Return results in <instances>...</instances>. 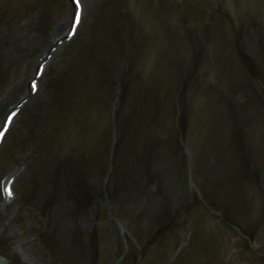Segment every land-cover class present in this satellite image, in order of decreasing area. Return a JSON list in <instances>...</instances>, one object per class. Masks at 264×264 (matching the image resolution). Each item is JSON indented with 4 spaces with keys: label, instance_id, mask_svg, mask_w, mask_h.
<instances>
[{
    "label": "rangeland",
    "instance_id": "1",
    "mask_svg": "<svg viewBox=\"0 0 264 264\" xmlns=\"http://www.w3.org/2000/svg\"><path fill=\"white\" fill-rule=\"evenodd\" d=\"M181 1L187 4V9H192L190 3L196 0ZM201 1L205 4L199 5L200 11H195L190 25L207 22L209 25H218L219 28L214 29L216 31L225 30L218 39L215 38L223 49L215 60L219 65L222 62L223 68L228 61L227 58L237 56L234 60L237 64L236 61L242 58L245 60L242 55L245 52L251 54L252 46H255L254 40L250 38L243 40L238 35V32L242 31V25L253 26L260 22L263 27L260 26L259 29H253V31H259L264 41V0H247L248 2L243 0L242 3L237 2V6L229 0H216L214 5L204 0ZM209 1L213 2V0ZM257 1L262 2L259 4ZM238 3L244 9L243 17H239L242 12ZM156 6L163 7L156 5V0H85L86 17L78 37L69 46L57 52L41 81L40 94L19 115L0 150V179L12 175L15 171L19 172L15 186L17 198L10 205L7 216L0 218V252L10 257L12 264H121L123 255L127 253H129L128 262H133L131 260L135 258L133 256L137 257L142 254L139 264H176L179 259L177 256L181 255L185 247L181 251L172 248L171 244L176 238L175 231L181 230L185 235L183 230L190 232L191 229L194 232L197 231L193 233L196 235L195 238L208 241L210 244L208 249H204V252L207 250L208 253L199 256L204 261H206L205 257H213V260L220 259L222 264H257V261H253L250 257L249 251L234 255L233 248H238L236 243L233 244L234 236L229 238L232 234L231 228L218 227L215 221H210V217L218 216V213L210 212L205 208L208 214H204L203 219H195L193 216L185 219V213H188L185 209H188L191 204L195 205L199 198L194 187L196 181L193 174L189 172L190 164L184 152L181 155V163L176 165V171L172 172V179L169 172L172 170H167L166 166L160 164L155 171L148 173L147 180H144L141 188L139 186L138 189L125 193L123 197L115 195V198L113 195L111 199V192L116 194L112 187L115 176L108 178V172L104 173V181L102 176L88 178L86 188L84 187L85 189L80 194L71 186V173L66 171V160L70 158V164L80 160L78 144H83L86 150L91 152V146L99 140L100 136L105 138L106 125L108 127V120L113 113V109L110 114L106 106L104 107L106 112H100L99 107L94 103L95 109L87 116L88 108L84 103L79 114L82 124L78 125V128L74 123L68 125L73 118L63 121L65 110L75 114V107L68 104L69 101H66L68 94L64 91L71 89L74 79L77 82L80 75V72L78 75L70 73L79 53V45L84 41L91 43L94 39L96 44L91 51L101 50L102 40L106 39L105 36L108 37L106 31L109 29L112 32L115 29L114 32H116V25H113V22L123 11L131 13L136 18L140 17L141 33L146 34L148 28H152L157 23L152 10ZM170 6L173 9L175 4L171 3ZM245 6L248 8L247 12ZM251 8H254V11L250 10ZM148 14L152 17H147ZM70 16L69 0H0V125L7 107L14 106V102L21 95L24 87L28 89V78L36 70L38 58L46 53L52 38L57 35V30ZM165 16L168 22L163 27L167 28L170 26L169 21L177 15L172 17V14L165 12ZM98 18L101 33L94 37ZM198 19L205 20V22H200ZM179 24L180 22L177 21L172 26L175 35L182 38L179 37L181 34ZM217 36L218 33L215 37ZM171 42L177 44L175 36L171 38ZM229 46H234L235 51L232 52V49L226 48ZM84 48L81 51H85ZM161 49L160 46H152L144 61L138 62L135 86L140 81L166 82L165 79H161L162 73L154 72L160 61ZM261 55H263L261 52H257V56ZM252 59L256 58L251 57L250 60ZM133 64L134 61L131 62V68ZM211 64H214V67H211ZM216 69V62L210 61L208 70H202L198 74L194 88H198L197 86L206 88V91H203V96H206L200 100L201 109L203 110L206 106L203 116H209L213 121H220L222 109L214 101L212 89L219 86V82L221 84V78L217 76ZM150 70L153 75L149 77L145 71ZM211 71L214 72L213 75L210 74ZM68 86L70 88H66ZM236 89L232 96L234 98L233 109L239 111L246 122L248 114L246 106L250 105V97L248 94H243L241 88ZM180 90L183 89L180 88ZM152 92L155 95V89ZM160 92L161 90L158 94ZM188 92L192 95L191 91ZM188 92L185 97L184 91L183 96L178 97L187 117L189 116V100H193L191 104L195 103L194 100H198L197 95L188 98ZM257 93L261 95L259 91ZM134 98L136 95L130 98L128 104L122 103V97L116 100V105L121 101L120 111H116V114L123 115L124 110L133 111L134 106L132 105L130 109L129 105L132 104V100L136 101ZM87 102L93 101L88 100ZM116 105L114 104L113 108ZM156 117L162 121L159 113L154 118ZM168 117L171 119L170 123L173 124V115L168 112ZM157 118L156 124H159ZM59 120L62 121L59 122ZM83 123L86 124V129ZM115 125L117 132H120L118 120ZM182 127L185 128V126ZM173 128L175 126H169V129ZM84 152L86 162L92 161L93 157L86 151ZM107 159L110 161L108 157ZM204 169L200 180L211 185L215 178H219L222 168L219 171L212 167ZM60 170L63 171L60 172L61 175ZM191 179H194L195 184ZM96 181L99 182L98 187H96ZM256 183L258 185V181ZM263 189L252 187L249 190L248 196L251 202L248 203L250 205L248 209L252 208L254 212L252 215L243 212L242 216L244 218L249 215L242 222L246 228L249 227L254 232L252 235L254 241L258 242L255 250L259 254L264 253V227H261L260 222L257 227H253L252 222L253 219L257 220L258 216H264ZM67 190L71 194L67 195ZM89 190L90 192L95 191L94 194H88ZM252 190H254L253 193ZM246 209H242L240 213ZM176 212L177 216L173 217V221L177 218L183 230L179 227L171 231L170 234L173 232L175 237L168 238L167 247L161 242L155 245L154 253L149 251L153 249V245H150L149 249L139 250L138 246L142 247L145 244V237L152 232L150 221L157 224V218L160 216L158 213L171 216ZM166 236L169 237V232ZM166 239L167 237L164 241ZM202 244L204 243L198 246L203 250ZM245 246L248 248L247 244ZM204 261L202 263L207 264Z\"/></svg>",
    "mask_w": 264,
    "mask_h": 264
},
{
    "label": "snow or ice",
    "instance_id": "2",
    "mask_svg": "<svg viewBox=\"0 0 264 264\" xmlns=\"http://www.w3.org/2000/svg\"><path fill=\"white\" fill-rule=\"evenodd\" d=\"M76 5L80 6V12H74V19L76 23H79L80 16L82 15L83 6L81 5V0H75ZM7 192L9 195H12L11 187L7 188Z\"/></svg>",
    "mask_w": 264,
    "mask_h": 264
},
{
    "label": "bare ground",
    "instance_id": "3",
    "mask_svg": "<svg viewBox=\"0 0 264 264\" xmlns=\"http://www.w3.org/2000/svg\"><path fill=\"white\" fill-rule=\"evenodd\" d=\"M82 24V23H81ZM68 29V28H67ZM25 92V91H24ZM20 99V97L17 99V101ZM1 148V147H0ZM1 183V182H0ZM1 185V184H0ZM2 197V195H0V198ZM8 200H6L5 202H7ZM7 204H9L8 202H7ZM6 204V205H7ZM6 205L4 204L3 205V207H4V209H5V211L4 212H0V218H2L3 216H7V212H8V209H9V207H6Z\"/></svg>",
    "mask_w": 264,
    "mask_h": 264
},
{
    "label": "water",
    "instance_id": "4",
    "mask_svg": "<svg viewBox=\"0 0 264 264\" xmlns=\"http://www.w3.org/2000/svg\"><path fill=\"white\" fill-rule=\"evenodd\" d=\"M0 264H7V262L2 260V259H0Z\"/></svg>",
    "mask_w": 264,
    "mask_h": 264
}]
</instances>
